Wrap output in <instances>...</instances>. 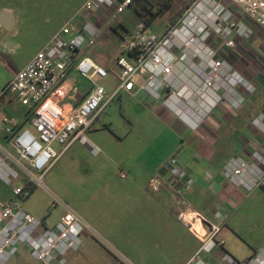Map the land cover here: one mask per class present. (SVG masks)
Wrapping results in <instances>:
<instances>
[{
	"label": "built area",
	"instance_id": "built-area-1",
	"mask_svg": "<svg viewBox=\"0 0 264 264\" xmlns=\"http://www.w3.org/2000/svg\"><path fill=\"white\" fill-rule=\"evenodd\" d=\"M134 0H85L70 19L26 66L14 75L5 92L16 96L31 115L27 123L34 133L15 117L5 116L0 123V182L12 188L13 201L0 202V264L18 255L20 248L40 264H67L78 252L84 237L92 233L89 223L73 210L53 226L22 209L21 204L43 186L47 171L73 144L86 146L93 156L101 150L88 133L99 116L121 93L159 102L173 115L201 124L222 103L239 108L244 97L257 91L249 77L239 72L226 57L240 43L252 40L257 31L264 33V0H193L177 20L159 35L150 25L140 21L123 37L124 54L117 60L120 69L117 86L109 92L96 79H105L109 72L88 57L76 61L75 54L92 45L115 16L131 7ZM104 20L102 24L100 20ZM1 26V25H0ZM74 67L92 82V89L77 107L70 110L60 104L61 84ZM264 137V106L252 122ZM59 143L61 151L53 144ZM249 162L231 157L223 167L228 184L246 193L264 190V148L255 150ZM166 171L175 180L176 196L190 191L193 179L174 154ZM126 179V174H120ZM24 183L13 185L14 181ZM163 179L151 178L149 187L159 191ZM63 205L54 198V207ZM185 211L179 218L186 221ZM221 218L220 214H216ZM205 234L193 231L201 246L186 264H206L205 255L224 251L225 241L218 238L221 226L201 221ZM226 264H264V248L247 260L238 261L224 252Z\"/></svg>",
	"mask_w": 264,
	"mask_h": 264
},
{
	"label": "rangeland",
	"instance_id": "rangeland-1",
	"mask_svg": "<svg viewBox=\"0 0 264 264\" xmlns=\"http://www.w3.org/2000/svg\"><path fill=\"white\" fill-rule=\"evenodd\" d=\"M84 1L0 0V14L7 11L16 19L10 30L0 26V58L8 64L0 61V87L3 90L14 78L13 70L31 60L47 38L75 16ZM150 1L156 5V12L159 7L157 3L166 0ZM192 1L173 0L172 8L151 23V30L159 35L164 34ZM136 6H139L138 2L118 13L111 22L112 27L99 37V42L93 44V56L109 72L107 78H97L96 83L108 91L118 84L120 69L117 58L124 55L123 35L140 22L135 12ZM260 35L257 38L264 46V33L261 38ZM226 55L238 67L264 60L262 55L250 57L249 53L242 54L239 46ZM164 99L163 95L157 103H162ZM23 108L10 92H5L0 99V113L8 117L22 119ZM99 118L88 137L101 150L100 154L93 156L86 146L73 144L47 171L43 186L35 187L31 197L25 199L21 207L49 227L55 225L67 209L75 211L89 223L92 233L84 237L78 252L67 264H143L136 258L137 250L133 252L128 246V232H136V229L130 230L119 219L125 192L134 188L137 182L140 185L144 182L150 167L157 164L167 150L165 147L158 148V144L163 142L164 146L165 141L157 140L159 129L150 130V126L159 128V123L143 113L139 102L125 95L114 99ZM26 125L35 132L29 124ZM154 141L156 143L152 144ZM53 147L58 153L62 149L59 143H54ZM121 172L126 174V179L121 178ZM24 181H14L13 185ZM247 194L249 197L242 204L236 219L239 237L237 239L232 235L228 244L231 246L236 242L238 249L250 254L264 246V190ZM55 197L63 205L54 207ZM177 230L178 235L174 230L169 232L163 229V236L168 237L162 245V252L156 251V259L150 257L147 264H176L177 259L196 244L194 239H188L189 235L184 230ZM181 241L188 243L181 245ZM244 241L249 243V249ZM149 248L153 255L154 247ZM17 256L6 264H40L26 252Z\"/></svg>",
	"mask_w": 264,
	"mask_h": 264
},
{
	"label": "crops",
	"instance_id": "crops-1",
	"mask_svg": "<svg viewBox=\"0 0 264 264\" xmlns=\"http://www.w3.org/2000/svg\"><path fill=\"white\" fill-rule=\"evenodd\" d=\"M100 21L102 24L104 23V20ZM110 27H112L111 24L103 30L100 37ZM56 32L47 38L39 50L46 46ZM256 34H261V38L262 33L257 31ZM257 35L254 37L256 39L253 38L254 40L239 44L242 54L248 55L249 53L250 57L258 55L264 57V46ZM99 41L100 38L96 40V42ZM123 56L127 55L124 54L118 58ZM82 57H88L103 67L99 59L93 56V44L85 46L75 54L76 61ZM0 61L5 62V59L0 58ZM29 61L19 69H14L13 75L22 70ZM5 64L8 65L7 62ZM233 64L239 72L249 77L256 87L257 93L248 95L241 92L244 102L239 108L235 109L230 103L224 102L198 126H193L190 122L173 115L162 103L158 104L148 99L144 93L134 96L132 93L123 92L119 95V97L125 95L139 102L143 113L147 114L149 119L159 123V128L150 126V130L159 129L157 140L164 139L165 142L164 146L163 142L159 143L158 148L165 147L167 149L162 154L160 161L157 164L153 163L155 165L150 167L144 182L141 185L137 182L134 188L127 190L124 194L122 216L119 220L127 228L136 229V232H128V246L133 252L137 250L136 258L138 261L144 262L143 264H147L148 259L154 257L156 251L162 252V245L165 244L168 237L167 235L163 236V229L169 230V232L174 230L176 235L179 234L177 229L184 230L189 235V240L196 241V244L189 247L181 258H176L178 260L176 264H186L202 244L200 238L193 231L198 232L197 228L202 226L201 221L203 220L220 225L221 231L218 238L225 241L224 251L215 250L204 256L206 264H226L222 260L224 252L238 261L247 260L258 252L253 250L249 254L244 249H238L239 245H236V242H233L234 245L231 243V246L228 244L231 242L232 235L236 238L239 237L236 219L242 204L249 195L242 189L228 184L222 171L225 163L231 157L239 156L250 162L252 152L264 148V137L252 124L264 105V60L240 67ZM91 89L92 82L84 78L74 67H71L59 90L62 95L60 104L68 110L75 108L84 101ZM5 116L4 113H0V123ZM30 117L29 110L24 107L23 116L20 119L21 125L27 126ZM155 141L152 144H155ZM174 154L178 155L180 164L185 167L194 181L192 189L184 192L180 197L176 196L175 180L166 171V164ZM154 177L163 179L164 183L159 191H153L149 187V181ZM13 200L12 188L0 182V202L5 203ZM183 211L187 213L186 221L193 224L192 229L179 218V214ZM217 213L221 215V218L216 217ZM206 232L207 229L204 227L198 233L202 235ZM186 243L188 242H180L181 245H187ZM244 243L249 249V243L245 241ZM150 246L154 247L153 255H151ZM22 252L29 254L28 250L22 247L17 257Z\"/></svg>",
	"mask_w": 264,
	"mask_h": 264
},
{
	"label": "trees",
	"instance_id": "trees-1",
	"mask_svg": "<svg viewBox=\"0 0 264 264\" xmlns=\"http://www.w3.org/2000/svg\"><path fill=\"white\" fill-rule=\"evenodd\" d=\"M138 2L139 6L135 7V12L139 17L140 21L146 23L147 25H151V23L162 13L166 12L167 10L171 9L173 6V0H166L165 2L157 3L159 5L156 12L154 9L156 7L150 0H134L133 4Z\"/></svg>",
	"mask_w": 264,
	"mask_h": 264
},
{
	"label": "water",
	"instance_id": "water-1",
	"mask_svg": "<svg viewBox=\"0 0 264 264\" xmlns=\"http://www.w3.org/2000/svg\"><path fill=\"white\" fill-rule=\"evenodd\" d=\"M14 20L15 17L7 11H4L2 14H0V25H2L7 30L11 29L14 24Z\"/></svg>",
	"mask_w": 264,
	"mask_h": 264
},
{
	"label": "bare ground",
	"instance_id": "bare-ground-1",
	"mask_svg": "<svg viewBox=\"0 0 264 264\" xmlns=\"http://www.w3.org/2000/svg\"><path fill=\"white\" fill-rule=\"evenodd\" d=\"M203 228H204L203 225H202V226L200 225V226L197 228L198 232H201V230H203Z\"/></svg>",
	"mask_w": 264,
	"mask_h": 264
}]
</instances>
